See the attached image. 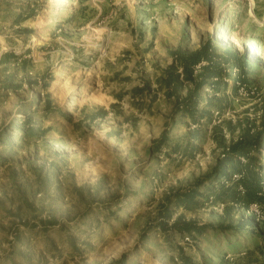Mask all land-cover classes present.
<instances>
[{
  "label": "rangeland",
  "instance_id": "obj_1",
  "mask_svg": "<svg viewBox=\"0 0 264 264\" xmlns=\"http://www.w3.org/2000/svg\"><path fill=\"white\" fill-rule=\"evenodd\" d=\"M263 97L264 0H0V264H264Z\"/></svg>",
  "mask_w": 264,
  "mask_h": 264
},
{
  "label": "trees",
  "instance_id": "obj_2",
  "mask_svg": "<svg viewBox=\"0 0 264 264\" xmlns=\"http://www.w3.org/2000/svg\"><path fill=\"white\" fill-rule=\"evenodd\" d=\"M176 55L177 63L180 62V66L182 68V73L177 75L175 80L169 79V84L171 82L176 84L181 82V76H183V82L189 83H196L195 82V67L200 65L202 62H207L208 64L202 67V74L200 75L203 78L202 83L195 84L193 90L190 91V96L186 99L185 102L178 104V107L182 108L183 112L189 114L190 109H194L197 107L196 99L199 97V92L203 89L206 82L211 79L212 84L210 86L214 87V91H217L221 88L222 83L225 79L229 78L230 75L228 72H225L223 68L216 67V64L211 60L210 48L207 45H204L196 52L185 55L182 51L174 52V56ZM236 69H240L236 67ZM232 72V70H231ZM241 80V81H240ZM241 82L244 85L250 84V78L247 76H241L238 72H236L234 83L237 84ZM194 94L196 98L194 99ZM263 109H264V97H263ZM262 127L263 130L257 134L258 137H264V114L262 120ZM256 143V142H254ZM253 144L250 143V140L243 139L238 141L236 144L231 146L226 152L224 153L226 160H223V165L219 166L216 169V174L218 176L222 174L229 173V170L233 174H239L242 178V188L244 189V196L241 198V202L251 204V203H262V195H263V188L260 186L259 183L255 180V178L249 177L247 174H243L242 171L238 170L236 165H241L239 163H235L234 159L230 158L231 155H236L240 157H244L245 159L249 160L250 152L252 151ZM225 164V165H224ZM242 166V165H241ZM230 169L228 170V168ZM250 182L249 184L247 182ZM186 231L189 233H201L202 230L206 226H198L194 223H189L185 225ZM231 229V228H230ZM185 231V230H184Z\"/></svg>",
  "mask_w": 264,
  "mask_h": 264
}]
</instances>
